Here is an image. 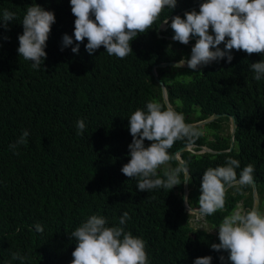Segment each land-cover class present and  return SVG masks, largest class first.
<instances>
[{
  "label": "trees",
  "instance_id": "obj_1",
  "mask_svg": "<svg viewBox=\"0 0 264 264\" xmlns=\"http://www.w3.org/2000/svg\"><path fill=\"white\" fill-rule=\"evenodd\" d=\"M182 7L0 0V264H61L75 254L84 264H264V250L245 263L231 241L188 225L174 152L225 150L230 135L226 117L180 127L151 74L187 54L156 32ZM225 15L232 37L202 75L157 69L183 120L228 112L237 123L231 151L182 152L192 207L245 176L264 190V0H232ZM238 187L206 212L210 227L232 214Z\"/></svg>",
  "mask_w": 264,
  "mask_h": 264
},
{
  "label": "clouds",
  "instance_id": "obj_2",
  "mask_svg": "<svg viewBox=\"0 0 264 264\" xmlns=\"http://www.w3.org/2000/svg\"><path fill=\"white\" fill-rule=\"evenodd\" d=\"M165 0H162L160 3H158L156 0H152V2L154 3V4H156V5H159V6H161V7H165L164 5H162L163 4V2H164ZM220 1L221 0H216V4H214L213 3V6H214V9H213V23H214V28L216 29V31H217V37L216 38H213V42H207V38L209 37L208 36V34H205L202 30H200V29H198L197 28V31H194V32H192V33H190L189 31H185L183 28H181L180 27V22L178 21V20H180V18L179 17H176L175 15H171V16H169L168 18H165L164 19V21L158 26V28L161 26V27H163V29H161V30H158V28H157V30H156V32H157V36H158V34L160 35V37H165L166 39H168V40H170V41H178L179 42V44H181V45H183L184 47H186V49H184V47L182 48V50H186L187 51V54H184V53H181V55H183V57H181V59H179V60H177V61H183V63L185 64V65H187L188 67H177V68H187V69H193V70H195V71H199L200 72V74L202 75L203 73H204V68L205 67H208V66H210V65H213L217 60H218V56H220V55H223L224 54V52H222V51H219L220 50V48H219V43H221L222 42V44L223 45H225V46H227V43H226V41H228L232 36H231V34H230V31H231V29H232V27H233V23H232V21H231V18H229V17H225L222 13H220V6L219 5H221V3H220ZM231 2H232V0L230 1V3L229 4H231ZM200 3H202V2H200ZM195 4H197V3H195ZM169 26H172V28L173 29H175V32L172 34V35H162L160 32H163V31H166L167 30V28L169 27ZM190 29H192V30H194L195 28H190ZM159 37V36H158ZM251 37L250 36H248L247 37V39H250ZM213 43H215V44H217V46H215V44H213ZM203 45V46H205V47H207L208 49H210L211 51H212V53L210 52V51H208V50H206L203 46H201V45ZM173 47H176V46H173ZM194 60V61H193ZM168 61H173V60H168ZM168 61H162V62H160V63H164V62H168ZM174 61H176V60H174ZM155 64H159V63H155ZM171 67H174V66H171ZM158 68H166V67H155V71H156V73H157V77H158V79H159V81H157L156 80V82L157 83H159V85H160V87H161V84H160V82H162L161 80H160V78H159V74H158V71H157V69ZM151 74H152V72H151ZM152 76H153V74H152ZM154 77V76H153ZM155 79V78H154ZM163 83V82H162ZM163 85H164V89H165V92H166V97H167V100H168V103L171 105V107H173V109L177 112V114H178V117H179V119L180 120H177L171 113V115L177 120V122L179 123V125H180V127H182V128H191V127H195V126H197V127H202L204 124H207V123H211V122H213V121H217L218 119H220V118H228L227 116H223V114H227V115H232V114H229L228 112H218V113H213V114H218V117L217 118H214V119H212L211 121H209V122H205V123H201V122H203L204 120H206V119H208L209 117H211L213 114H211V115H209L208 117H206V118H204V119H202V120H200V121H196V122H187V121H185V120H183L182 119V117H181V115L179 114V112H178V110H176L175 109V107H174V105L169 101V98H168V93H167V89H166V86H165V84L163 83ZM161 96H162V89H161ZM162 101H163V99H162ZM163 103H164V101H163ZM180 104V103H179ZM178 104V105H179ZM165 105V104H164ZM166 107V106H165ZM168 110V109H167ZM169 111V110H168ZM170 112V111H169ZM234 116V115H233ZM234 118H235V116H234ZM236 121V120H235ZM224 122V123H223ZM181 123L182 124H185V125H192V126H181ZM193 124H198V125H193ZM222 124H223V131H224V129H225V125H226V123H225V121L223 120L222 121ZM237 124V123H236ZM228 125H229V131H228V133H229V135H230V121H229V119H228ZM226 127H228L227 125H226ZM205 129H203V132H205L206 133V131H204ZM208 132H209V130H207ZM207 134V133H206ZM227 134V133H226ZM209 135H210V133H209ZM211 136V135H210ZM209 137V136H208ZM185 148V147H188L189 149L188 150H184V149H181V148ZM196 147H198V150H195V148ZM204 147L205 148H208V149H211V148H209L208 146H206V145H203V146H195V145H184V146H182L181 148H179V149H177L175 152H177L178 150H181V151H179V158L180 159H182V152L184 151H191V152H193V153H195V154H204V153H206L207 151H205L204 150ZM211 150H213V149H211ZM214 151H216V150H214ZM175 152H174V157H175ZM210 153V152H209ZM176 159V158H175ZM182 161H183V159H182ZM184 162V161H183ZM185 165V164H184ZM186 167V166H185ZM187 168V167H186ZM188 169V168H187ZM182 170H183V168H182ZM189 170V169H188ZM183 173H184V171H183ZM189 177H190V172H189ZM238 179H245L244 181H242L241 183H235V184H232L230 187H232V186H238L239 185V187L237 188V190H235L233 193H232V196H235L236 194H237V192H240V190H242L243 189V187H240L241 186V184L242 183H245V182H248L249 183V186H252V182H254V185H255V193H256V196L258 195L259 197H260V195H259V187H258V185H257V181H256V179L255 178H250L249 176H245V177H241V178H237V179H235V180H233V181H231V182H234V181H236V180H238ZM183 183H184V181H183ZM228 183H230V182H228ZM227 183V184H228ZM226 184V185H227ZM225 185V186H226ZM173 186H175V185H173ZM224 186V187H225ZM223 187V188H224ZM229 187V188H230ZM229 188H227V189H229ZM226 189V190H227ZM225 190V191H226ZM221 192V191H220ZM262 193H263V195H264V190L262 191ZM188 194H189V179H188V192H187V198H188ZM183 195V194H182ZM217 196V195H216ZM214 198V197H213ZM212 198V199H213ZM258 198V197H257ZM211 199V200H212ZM241 199H242V197H239V199H238V201L236 202V206L233 208V212H232V214L231 215H229V216H227L221 223H220V226H218L217 228H220L221 227V225L222 224H224V223H227V227L226 228H228L229 229V227L231 228V229H233L234 230V232L233 233H230V236H232V235H234V243H233V245H234V247H235V249H236V252L239 254V255H241V256H243V257H245L244 255H246V254H249V255H251V258L250 259H246V257L244 258V262L246 263V262H248V261H250V260H252V258H253V254L255 253V251L256 250H254V251H252V252H246L245 250H240L239 249V247H238V245H237V242H236V239H235V237L237 236V234H238V231H240L242 228H243V226H244V224L247 222V220H248V218H249V216L247 217V219L244 221L243 219H244V217H245V213L243 212V211H241V212H239V213H237L236 211H235V209H236V207H237V204H238V202H241ZM210 200V201H211ZM220 200V199H219ZM209 201V202H210ZM187 202V204H188V201H186ZM208 202V203H209ZM219 202V201H218ZM218 202H217V204H215V205H218ZM207 203V204H208ZM183 204V203H182ZM206 204V205H207ZM189 205V204H188ZM214 205V206H215ZM241 205H242V202H241ZM190 206V205H189ZM205 206V205H204ZM204 206H202V207H204ZM213 206V207H214ZM190 207H192V206H190ZM192 208H201V207H192ZM183 209H184V206H183ZM236 213L238 216H237V218H239V220H238V226H237V224H236V220H237V218H235L234 220L236 221H234V220H231V218L233 217V213ZM187 214H189V213H191V212H186ZM192 214H194V213H192ZM206 214V213H205ZM205 214H196V215H202L204 218H205ZM253 221V220H252ZM252 221H251V223H252ZM234 222V224H232ZM251 223H250V225H251ZM188 225L190 226V223H189V221H188ZM249 225V226H250ZM249 226H248V228L243 232V234H242V236H241V243H242V245H243V242H242V237L244 236V233L247 231L248 232V229H249ZM240 227H242V228H240ZM209 232V231H208ZM211 233V232H210ZM220 236H223V235H220ZM224 237V236H223ZM225 238V237H224ZM225 239H227L228 240V238H225ZM244 246V245H243ZM245 247V246H244ZM245 248H247V249H253V248H251V247H245ZM81 260H84L83 258H81V257H79L77 254H75L74 256H70V255H68V256H65L64 257V259L61 261V264H84ZM84 261H86V260H84ZM87 262V261H86ZM137 264H143V262H142V260L141 261H138L137 262Z\"/></svg>",
  "mask_w": 264,
  "mask_h": 264
},
{
  "label": "flooded vegetation",
  "instance_id": "obj_3",
  "mask_svg": "<svg viewBox=\"0 0 264 264\" xmlns=\"http://www.w3.org/2000/svg\"><path fill=\"white\" fill-rule=\"evenodd\" d=\"M160 3L162 0H156ZM192 0H165L164 6L174 7L177 5H184V7L176 10L173 15L179 17L180 27L185 31H189L190 33L197 31V28L202 30L205 34H208L209 38H216L217 31L214 28L213 23V3L216 4V0H203L202 3L187 5L188 2ZM225 0H221L220 3V13H222L226 18L225 11L229 3H224ZM193 20V21H192ZM190 28H195L194 30ZM242 193V205L240 208L248 216L250 217L252 213V209L254 206L253 200V189L252 186H248L240 190ZM260 197H258V208L254 215L253 221L248 229V234L244 235L248 239L246 244H243L245 247L255 248L256 253H261L264 248H259V246L264 245V195L262 192H259ZM237 214L234 212L231 220L237 218ZM235 221V220H234Z\"/></svg>",
  "mask_w": 264,
  "mask_h": 264
},
{
  "label": "water",
  "instance_id": "obj_4",
  "mask_svg": "<svg viewBox=\"0 0 264 264\" xmlns=\"http://www.w3.org/2000/svg\"><path fill=\"white\" fill-rule=\"evenodd\" d=\"M231 0H225L224 3H229ZM165 2H163L162 5H164ZM163 29V27H159L158 30H161ZM158 36L160 37V35L158 34ZM201 45V44H200ZM203 46V45H201ZM206 50L210 51L212 53V51L210 49H208L207 47L203 46ZM171 66H174V67H188L187 65H185L183 63V61H168V62H164V63H159V64H154L152 66V69H151V72L155 78V80L159 81L158 77H157V73L155 71V67H171ZM161 84V89H162V99L164 101V104L166 106V108L170 111V113L177 119V120H180L179 117H178V114L177 112L173 109V107H171V105L168 103V100H167V97H166V92H165V87L163 85L162 82H160ZM223 116H227L229 121H230V137H229V148L228 149H225V150H220V151H214V150H211V149H208V148H205L204 147V150L207 151V152H210V153H222V152H229L233 149L234 147V137H235V131L237 129V124H236V121H235V118L233 115H227L226 113L223 114ZM218 117V114H213L211 117H209L208 119L204 120L203 122L201 123H205V122H209L211 121L212 119L214 118H217ZM193 125H198V124H193ZM181 126H192V125H185V124H182L181 123ZM181 149H184V150H188L189 148L188 147H183ZM179 151L181 150H178L177 152H175V158H176V161L178 163V165L183 168V171H184V183H183V190H182V203H183V206H184V211L185 212H191V213H194V214H205L207 211H210L213 206L215 204H217V202L219 201V199L222 197V195L224 194L225 190L227 188H229L232 184H235V183H241L242 181H244L245 179H238L234 182H230L228 183L222 190L221 192L215 196L207 205H205L204 207H201V208H192L190 207L188 204H187V192H188V179H189V170L185 167L184 165V162L182 161V159L179 158ZM252 189H253V200H254V206H253V209H252V213L250 215V217L248 218L247 222L244 224L243 228L238 231V234H237V243H238V247L240 250H245L246 252H252L255 250V248L253 249H247L245 248L242 243H241V236L243 234V232L248 228V226L250 225L251 221L253 220L254 218V215L257 211V208H258V198L256 196V193H255V185H254V182H252ZM259 248H264V245L262 246H259Z\"/></svg>",
  "mask_w": 264,
  "mask_h": 264
},
{
  "label": "rangeland",
  "instance_id": "obj_5",
  "mask_svg": "<svg viewBox=\"0 0 264 264\" xmlns=\"http://www.w3.org/2000/svg\"><path fill=\"white\" fill-rule=\"evenodd\" d=\"M173 46H175L174 43H173ZM221 126H223V124ZM224 127H225L224 134H226L229 131V126L226 127V125H225ZM204 131H206V133L209 136V139L211 140L212 139V136L209 135V132L207 130H204ZM240 205H241V202H238L237 207L235 209V211L237 213H239V212L242 211V209L240 208ZM238 220H239V218H237V220H236L237 222L235 221L236 224H237V226L239 225L238 224ZM188 221L190 223V227H192L194 229L197 228V227H199V228H205V229H207V231H209L211 233H214L216 235H223L225 238H228V241H231L232 243H234V235L230 236V233H233L234 230L231 229L230 227H229V229L226 228L227 227V223L222 224L220 228H217V227L216 228H213V227H210L207 224V222L205 221V218L202 215H196V214H192V213H189L188 214ZM232 224H234V222ZM240 228H242V227H240ZM245 234L247 235L248 232L246 231L244 233V235ZM242 238H243V242H244L245 241L244 236ZM235 239H237V236L235 237ZM236 242H237V240H236ZM237 245H238V243H237ZM244 256L246 257V259H250L251 258V255H249V254H246Z\"/></svg>",
  "mask_w": 264,
  "mask_h": 264
},
{
  "label": "bare ground",
  "instance_id": "obj_6",
  "mask_svg": "<svg viewBox=\"0 0 264 264\" xmlns=\"http://www.w3.org/2000/svg\"><path fill=\"white\" fill-rule=\"evenodd\" d=\"M199 221V220H198Z\"/></svg>",
  "mask_w": 264,
  "mask_h": 264
}]
</instances>
